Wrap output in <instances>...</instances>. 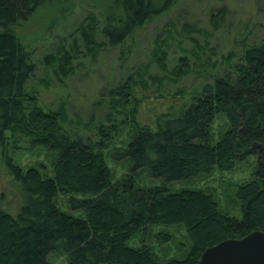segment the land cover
Returning a JSON list of instances; mask_svg holds the SVG:
<instances>
[{"label":"trees","instance_id":"trees-1","mask_svg":"<svg viewBox=\"0 0 264 264\" xmlns=\"http://www.w3.org/2000/svg\"><path fill=\"white\" fill-rule=\"evenodd\" d=\"M56 1L61 0H0V147L11 179L10 191L0 194V264H50L55 253L65 256L68 264H197L206 249L222 241L264 232V5L262 38L256 42L242 37L236 42L239 53L225 56L221 68L210 65L209 83L206 80L190 95L179 115L160 118L155 129L132 120L134 130L126 150L112 155L117 162H131V176L114 183L106 157L99 151L117 132L112 122L116 108L109 105L111 124L99 125L100 141L95 144L68 130L66 110L44 111L29 90L36 66L13 29ZM108 1L100 20L92 18L81 34L89 48L95 43L101 46L99 39L122 53L138 30L179 0ZM220 20L212 22L216 28ZM164 47H157L160 56L154 52V61L166 74ZM45 63L65 77L74 71L68 52L45 56ZM132 80L130 75L112 93L122 97L126 107L137 105ZM218 115L228 119L230 129L212 143L211 128ZM7 132L12 137H33V147L57 153L55 176L47 178L35 170L24 173L4 151ZM250 158H256L252 180L240 185L235 196L241 218L222 212L212 194L174 191L170 186L215 169L230 172ZM142 170L161 185L136 186L134 175ZM11 192L21 196L19 204L9 202ZM59 194L69 196L72 209L84 211L85 217L62 212L55 202ZM77 194L89 198L73 197ZM157 226L185 230L190 244L183 249V259L163 262L147 245L150 230ZM137 237L141 245L129 246ZM156 237L162 243L173 239L164 232Z\"/></svg>","mask_w":264,"mask_h":264},{"label":"rangeland","instance_id":"rangeland-1","mask_svg":"<svg viewBox=\"0 0 264 264\" xmlns=\"http://www.w3.org/2000/svg\"><path fill=\"white\" fill-rule=\"evenodd\" d=\"M263 5L264 0H179L169 11L138 30L122 53L99 39L101 46L94 42V46L89 48L81 34V28L87 27L92 18L100 20L109 6L108 0L47 3L13 31L32 53L36 66L29 83L30 92L35 94L39 107L44 111L66 110L68 130L97 144L100 141L99 125L111 124L107 120L111 110L109 105L116 108L112 122L117 125V132L113 133L104 150L99 151L106 157L116 183L131 176V162L128 159L117 162L112 155L126 150L134 130L130 125L132 120L141 127L155 129L160 118L179 115L189 103L190 95L198 92L206 80L209 83L210 65L217 64L221 68L225 64V56L239 53L241 49L236 42L242 37L247 36L256 42L262 38ZM221 14L225 15L223 19ZM218 20L220 28L212 23ZM205 45L209 46L206 50L203 48ZM159 46H165L162 50L167 51L169 72L166 74L157 68L154 61L160 54L156 51ZM91 48L96 53L91 52ZM60 52H68L73 59L74 71L68 77L56 72L55 66L45 63V56H55ZM130 75L133 76L132 88L137 105L131 103L126 107L124 99L112 93ZM124 119H127L126 123ZM229 129L228 119L218 115L211 128L212 143H216ZM6 135L4 151L24 173L35 170L47 178L55 176L57 153L33 147V137H12L8 132ZM255 168L256 158H250L238 163L230 172L215 169L209 175L170 186L174 191L189 189L212 194L220 203L222 212L241 218L235 201L237 188L252 180ZM134 177L139 187H155L162 183L152 179L146 170L139 171ZM10 180L0 147V194L4 190L10 191ZM73 197L83 199L89 195ZM9 202H21L18 192H11ZM55 202L62 212L85 217L84 211L72 209L69 196L59 194ZM159 232L171 234L173 239L162 243L156 237ZM141 243V237H137L128 244L138 247ZM146 243L163 262L183 259V249L190 244L185 230L172 226L153 227ZM49 260L50 264H68L66 257L57 253L52 254Z\"/></svg>","mask_w":264,"mask_h":264},{"label":"water","instance_id":"water-1","mask_svg":"<svg viewBox=\"0 0 264 264\" xmlns=\"http://www.w3.org/2000/svg\"><path fill=\"white\" fill-rule=\"evenodd\" d=\"M197 264H264V232L222 241L206 249Z\"/></svg>","mask_w":264,"mask_h":264}]
</instances>
